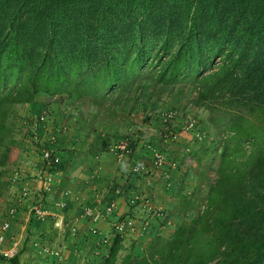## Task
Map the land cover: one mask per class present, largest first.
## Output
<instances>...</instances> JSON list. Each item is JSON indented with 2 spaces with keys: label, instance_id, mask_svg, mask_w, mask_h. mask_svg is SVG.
I'll use <instances>...</instances> for the list:
<instances>
[{
  "label": "trees",
  "instance_id": "1",
  "mask_svg": "<svg viewBox=\"0 0 264 264\" xmlns=\"http://www.w3.org/2000/svg\"><path fill=\"white\" fill-rule=\"evenodd\" d=\"M144 80L193 86L227 136L206 209L121 264H264V0H0V153L14 105L67 94L107 110Z\"/></svg>",
  "mask_w": 264,
  "mask_h": 264
},
{
  "label": "rangeland",
  "instance_id": "2",
  "mask_svg": "<svg viewBox=\"0 0 264 264\" xmlns=\"http://www.w3.org/2000/svg\"><path fill=\"white\" fill-rule=\"evenodd\" d=\"M197 100L198 91L193 86L188 87L185 84L165 86L144 80L127 91L111 93L108 97L107 110L94 105L88 98L77 100L67 94L52 97L42 93L39 94L36 102L14 105L4 128L0 153V229L5 223L10 222V216L16 207L27 198L25 183L37 179L41 182L45 181L44 183L51 189L56 173L62 172L61 158L59 157L60 162L52 160L56 151H52L50 145L56 141V134H60L58 140L66 137L65 142L70 145L59 150L71 153L77 150L75 147L77 145L87 147L88 138L93 136L100 138L102 134L112 133L114 137L118 130L115 132L104 126L116 124L121 120L125 124L122 134L126 137H138L139 140H143V144L144 141H149L151 144L149 143L148 146L156 147L153 156L160 150L165 154L164 165L176 166L178 172L182 171L179 176V190L174 195L175 202L168 211L169 214L163 217L156 216L161 213L156 209V212L145 219L138 220L134 217L136 224L134 230H131L127 236L119 237L114 264H121L124 257L129 254L142 257L155 236L158 234L170 236L182 222L191 221L198 211L206 209L205 196L209 190L208 182L218 176L216 170L222 149L215 150L227 133H218L216 127L208 121L211 116L210 111L198 107ZM122 143L126 144L127 149V141L123 140ZM170 151L176 152L175 155H170ZM129 153L130 149L126 154ZM155 162L154 157V165L158 166ZM192 166L194 170L191 169ZM188 202L195 204V210H189L185 214L176 211L177 208H187ZM62 204L63 207L61 203L60 207L65 209V203ZM89 209L92 207H86L83 217L79 219L87 217ZM63 213L66 214L65 211ZM88 220L91 232V228L97 227L99 222L95 223L90 218ZM146 221H149V226L143 224ZM59 222L65 229L63 241L58 247L45 244L40 249L45 259L35 257L34 260L38 259L39 264H46L49 261L47 255H51L53 259L49 264L106 263L116 237H110L108 242H105V239L111 235L114 224L99 241L98 238L88 236L86 233L82 235L65 217L62 221L56 222V225ZM155 231L158 233L154 236ZM67 233H70L71 237ZM81 236L89 239L83 244L73 241ZM29 241L30 238L23 242V248L20 243L17 257H0V264H28L27 259L24 258L31 259L32 256L24 257V255L26 256L29 249ZM56 241L57 238L53 239L54 245ZM7 245L14 246L9 240ZM33 254L38 255L39 251H32Z\"/></svg>",
  "mask_w": 264,
  "mask_h": 264
},
{
  "label": "crops",
  "instance_id": "3",
  "mask_svg": "<svg viewBox=\"0 0 264 264\" xmlns=\"http://www.w3.org/2000/svg\"><path fill=\"white\" fill-rule=\"evenodd\" d=\"M124 126L121 120H118L116 124L104 126L115 132L118 131L114 137L112 136L114 134L107 133L102 134L100 138L99 136L88 138L87 147L75 146L77 150L71 152L72 156H70L71 153L59 150L70 145L65 142L66 137L58 140L60 134H56L57 142H52L50 147L62 160L60 168L62 172L56 173L51 189L44 183L45 181L41 182L37 179L25 183L27 198L22 200L10 216L9 242L18 246L21 243L23 248V242L30 238L29 249L26 256L24 255V257L32 256L31 259L24 258L27 259L28 264H39L38 259H34L35 257L44 258L40 249L45 244L55 247L60 245L64 239L65 229L64 226L61 227L60 222L58 225L56 222L62 221L64 217L73 224V228L77 227L82 235L86 233L88 236L101 240V236L107 234L113 224L129 216L136 217L138 220L145 219L156 212V209L161 211L156 216L163 217L169 214L168 211L175 202L174 195L179 190V176L182 171L178 172V167L167 166V164L164 167L155 166L153 154L156 147L148 146L149 141H144L143 144V140H139L138 137H126L121 133ZM123 140L127 141L126 150L121 146ZM63 141L64 144H62ZM129 149L130 153L126 154ZM175 153L170 151V155ZM191 169L194 170V166ZM60 203L62 207V203H65L66 208L60 207ZM86 207L95 208L96 210H93L102 215L97 225L101 234L95 235L90 232L88 217L84 215L83 219H79L83 217ZM61 211H65L66 214L60 213ZM149 221L143 224L149 226ZM154 233L155 236L158 231ZM67 234L71 237L70 233ZM56 238L54 245L53 239ZM78 238L73 241L83 244L89 239L88 237L84 239L83 236L79 240ZM32 251H39V254L32 255ZM47 256L49 261L46 264H49L53 256Z\"/></svg>",
  "mask_w": 264,
  "mask_h": 264
},
{
  "label": "built area",
  "instance_id": "4",
  "mask_svg": "<svg viewBox=\"0 0 264 264\" xmlns=\"http://www.w3.org/2000/svg\"><path fill=\"white\" fill-rule=\"evenodd\" d=\"M122 149L126 150V144L122 143ZM49 157V154H47ZM51 157V155H50ZM53 162H60L59 156L55 155L52 157ZM156 165L159 167L164 166L165 164V154L161 151H157L155 154ZM38 211V210H37ZM87 217L92 219L93 222L97 223L101 220L102 215L100 213H96L92 209L87 210ZM134 219L127 217L121 221H118L114 224L113 231L110 236L105 239V242H108L110 237H124L129 234L131 230H134L136 224L134 223ZM11 229L10 222L5 223L0 229V257L10 258L15 257L19 254L18 244H14L12 247H8V233ZM91 232L95 235L101 234L98 228L95 226L91 229ZM56 253V252H55Z\"/></svg>",
  "mask_w": 264,
  "mask_h": 264
}]
</instances>
